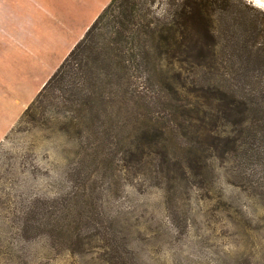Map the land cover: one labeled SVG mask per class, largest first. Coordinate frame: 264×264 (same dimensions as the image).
<instances>
[{
    "label": "trees",
    "instance_id": "obj_1",
    "mask_svg": "<svg viewBox=\"0 0 264 264\" xmlns=\"http://www.w3.org/2000/svg\"><path fill=\"white\" fill-rule=\"evenodd\" d=\"M153 2L110 0L24 117L51 103L84 138L78 166L117 156L119 170L229 212L222 179L264 210V14L242 0H165L162 12ZM249 228L264 232V214ZM110 249L108 263L123 264Z\"/></svg>",
    "mask_w": 264,
    "mask_h": 264
},
{
    "label": "rangeland",
    "instance_id": "obj_2",
    "mask_svg": "<svg viewBox=\"0 0 264 264\" xmlns=\"http://www.w3.org/2000/svg\"><path fill=\"white\" fill-rule=\"evenodd\" d=\"M109 1L0 0V8L9 20L41 24V65L36 54L24 60L46 71L43 63L59 64ZM242 1L263 17L264 7ZM164 2L152 8L162 12ZM1 39L0 67L14 77L5 54L13 44ZM83 146L47 100L32 115L23 111L0 141V264H110L111 247L123 264H264V232L249 228L264 214L256 197L219 179L215 191L230 204L224 212L192 187L171 195L164 183L119 170L117 156L111 167L89 159L78 166Z\"/></svg>",
    "mask_w": 264,
    "mask_h": 264
},
{
    "label": "crops",
    "instance_id": "obj_3",
    "mask_svg": "<svg viewBox=\"0 0 264 264\" xmlns=\"http://www.w3.org/2000/svg\"><path fill=\"white\" fill-rule=\"evenodd\" d=\"M9 17V13L4 8H0V37L6 44H13L11 50L6 48L5 54L16 62V64L14 61L12 62L11 68L17 70L12 77L7 69L0 67V141L16 124L27 105L62 62L54 67L48 63H43V67L44 64L47 66L46 71H42L38 67L34 69L36 64L39 67L41 65L39 54L42 45L40 39L41 24L39 22L27 23L22 19L13 21L9 20ZM90 24L85 26L81 37ZM76 43L69 47L63 55V59ZM25 54H36V64L26 62L24 60ZM6 59L10 60L8 57ZM41 73L45 75L40 80L39 75Z\"/></svg>",
    "mask_w": 264,
    "mask_h": 264
},
{
    "label": "snow or ice",
    "instance_id": "obj_4",
    "mask_svg": "<svg viewBox=\"0 0 264 264\" xmlns=\"http://www.w3.org/2000/svg\"><path fill=\"white\" fill-rule=\"evenodd\" d=\"M252 2L257 4L259 7H264V0H252Z\"/></svg>",
    "mask_w": 264,
    "mask_h": 264
},
{
    "label": "water",
    "instance_id": "obj_5",
    "mask_svg": "<svg viewBox=\"0 0 264 264\" xmlns=\"http://www.w3.org/2000/svg\"><path fill=\"white\" fill-rule=\"evenodd\" d=\"M250 1H252V0H250Z\"/></svg>",
    "mask_w": 264,
    "mask_h": 264
}]
</instances>
